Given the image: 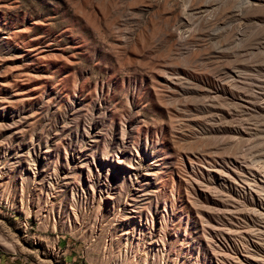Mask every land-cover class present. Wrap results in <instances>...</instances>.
Instances as JSON below:
<instances>
[{
    "label": "rangeland",
    "instance_id": "obj_1",
    "mask_svg": "<svg viewBox=\"0 0 264 264\" xmlns=\"http://www.w3.org/2000/svg\"><path fill=\"white\" fill-rule=\"evenodd\" d=\"M0 264H264V0H0Z\"/></svg>",
    "mask_w": 264,
    "mask_h": 264
}]
</instances>
